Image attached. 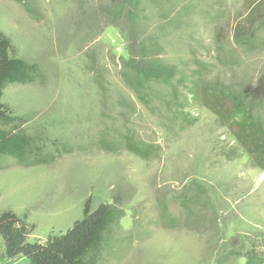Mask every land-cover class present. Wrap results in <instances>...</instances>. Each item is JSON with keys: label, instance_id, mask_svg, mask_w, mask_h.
Instances as JSON below:
<instances>
[{"label": "rangeland", "instance_id": "rangeland-1", "mask_svg": "<svg viewBox=\"0 0 264 264\" xmlns=\"http://www.w3.org/2000/svg\"><path fill=\"white\" fill-rule=\"evenodd\" d=\"M0 32L38 70L2 98L33 137L0 160L28 242L116 203L99 264H264V168L219 115L242 103L264 146V0H0Z\"/></svg>", "mask_w": 264, "mask_h": 264}, {"label": "trees", "instance_id": "trees-1", "mask_svg": "<svg viewBox=\"0 0 264 264\" xmlns=\"http://www.w3.org/2000/svg\"><path fill=\"white\" fill-rule=\"evenodd\" d=\"M37 71L36 64L11 53L9 38L0 32V160L5 157L22 160L33 147L32 135L14 124L16 119L2 98L8 85L30 82ZM197 85L193 83L189 89L194 99L199 96V92L194 89ZM215 91L212 88L204 92L203 98L207 105V101L216 104ZM239 113L242 118L233 121L237 126V138L242 144H251L257 152L252 159L264 168V157L261 156L264 155V146L257 143L260 135L242 103L237 102L219 115L222 118H234ZM126 148L143 158L153 152L150 145L139 143L131 137H127ZM118 214L116 203H99L95 207L86 203L81 218L75 220L64 233L51 236L45 242L31 243L27 241L29 228L25 219L11 211H3L0 212V237L4 241L6 257L21 255L25 259L23 264H99L109 233L117 227Z\"/></svg>", "mask_w": 264, "mask_h": 264}]
</instances>
